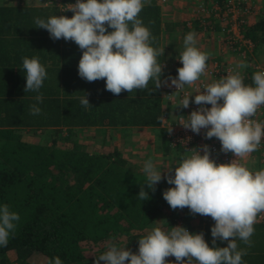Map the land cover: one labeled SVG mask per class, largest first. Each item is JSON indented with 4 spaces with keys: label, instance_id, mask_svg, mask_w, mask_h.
I'll return each mask as SVG.
<instances>
[{
    "label": "trees",
    "instance_id": "1",
    "mask_svg": "<svg viewBox=\"0 0 264 264\" xmlns=\"http://www.w3.org/2000/svg\"><path fill=\"white\" fill-rule=\"evenodd\" d=\"M205 1L203 11L197 1L193 10L184 6L190 13L193 11L185 21L189 29L214 30L217 24L225 23L216 16L213 6L217 3L224 9L227 0ZM172 2L150 0L140 13L158 47L164 48V6ZM239 7L242 11L250 8L254 19L249 23L244 12L241 31L254 42L253 52H264V4L256 0L251 7L249 3ZM62 10L56 5L0 2V203L8 204L20 216L8 244L0 247V264H35L31 260L35 255H42L47 264L55 256L64 264H93L110 244L126 245L138 252L139 238L153 227L159 225L167 230L179 220L190 231L203 232L212 246L211 227L215 222L191 213L187 207L172 209L163 197V191L172 186L166 178L154 191L145 185L149 196L141 200L137 194L145 177L128 164L119 150L93 154L74 139L75 128L83 126L159 125L161 87L155 88L150 81L149 88L117 95L106 90L104 79L89 82L81 78L78 63L83 50L74 41L52 39L46 29L34 24L36 17L74 14ZM229 25L225 27L227 32ZM25 56H38L48 71L39 90L43 96L39 115L31 113L38 93L25 92ZM171 57L165 50L158 59L163 63ZM171 73L176 76L177 69ZM85 93L92 104L87 108L79 101ZM64 128L68 131L65 136ZM24 129H51L56 136L51 143H30L22 139ZM59 139L66 144H59ZM169 144V139H164V148ZM193 219L199 222L195 224ZM258 224L261 225L254 226L250 243L237 241L245 247L244 264H264V223ZM226 245L227 241L217 240V246ZM175 260L171 264H176Z\"/></svg>",
    "mask_w": 264,
    "mask_h": 264
},
{
    "label": "clouds",
    "instance_id": "2",
    "mask_svg": "<svg viewBox=\"0 0 264 264\" xmlns=\"http://www.w3.org/2000/svg\"><path fill=\"white\" fill-rule=\"evenodd\" d=\"M149 2L75 0L71 7L62 10H71L72 16L36 17L34 24L46 29L52 39L74 41L83 50L78 63L81 78L89 82L104 79L106 90L117 95L122 91L131 93L149 88L150 81L155 88H160L162 83H168L167 79L161 80L163 64L158 59L165 48L154 44L150 28L140 18ZM211 55L198 46L194 31L184 36L183 49L177 57L182 66L170 78L169 85L175 86L177 95L185 85L191 86L205 74ZM248 66L247 61H239L226 76L196 92L191 102L200 107L179 121L185 129L197 134L204 129L206 138H217L221 151L233 153L235 159L217 163L211 156L210 146L205 144L202 149L194 148L183 155L174 166V174L173 167L167 168L166 177L154 159L149 158L143 164L145 183L137 197L145 200L149 193L144 186L154 191L166 178L172 186L163 191V197L172 209L187 207L191 213L210 216L215 221L211 227L212 246L203 232L190 231L182 225H172L167 230L157 225L139 238L138 252L112 243L96 256L93 264L101 261L104 264H169L166 260L169 256L176 258V264L192 259L196 264H244L246 251L239 248L237 241L250 243L258 214L264 213V169L253 171L240 162L264 140V121L253 119L264 105V70L254 72L252 83L246 84L242 70ZM22 68L26 76L25 92L38 93L31 113L39 115L43 101L39 90L48 77L46 65L38 56H25ZM190 98L191 94L184 95L175 107L188 108ZM79 101L85 108L92 105L87 93ZM19 220L16 211L0 203V247L8 244ZM217 240L227 241V245L217 246ZM48 264L64 262L55 256Z\"/></svg>",
    "mask_w": 264,
    "mask_h": 264
},
{
    "label": "crops",
    "instance_id": "3",
    "mask_svg": "<svg viewBox=\"0 0 264 264\" xmlns=\"http://www.w3.org/2000/svg\"><path fill=\"white\" fill-rule=\"evenodd\" d=\"M60 4H64L62 0H59ZM178 2L177 9L182 10V12L173 13L170 8L168 10L163 11L162 14V22L165 27L163 31V46L167 51L169 56H173L163 62V70L164 76L162 77V81L166 78L174 77L171 73V70L178 69L177 64L181 65L179 61L178 53L183 49V39L184 36L190 32L194 31L198 37V46L204 50L211 52L209 60L207 61V65L216 61L220 63L232 62L236 64L239 61L245 60L241 55H239L238 50H234L229 47L227 42L229 41V33L227 32L226 22L223 24L221 20H215V22H221L220 24H215L217 29L208 30L206 28H199L196 30L189 29L186 26V17L191 16L192 12L186 11L183 13L185 2L187 6L192 10L195 9V2L205 4V0H176ZM183 1V2H181ZM74 2V1H73ZM181 2V3H180ZM260 2V0H259ZM264 4V0L261 1ZM71 3V2H68ZM66 3V4H68ZM174 2H172L173 4ZM35 5V4H34ZM65 5V4H64ZM171 5V4H170ZM36 6H41V4H36ZM61 7V6H60ZM62 8V7H61ZM201 14V13H199ZM193 16V15H192ZM202 16V15H200ZM195 17V16H194ZM189 19V17H188ZM254 19L252 16L249 17V23L253 22ZM171 25L172 28H167L168 25ZM256 52H254L255 54ZM257 53H261L258 51ZM248 67L242 70L244 76V82L247 84H251L252 76L254 71L252 70L251 65H255V61H247ZM254 68V67H253ZM203 78H209L206 73L202 76ZM250 80V82H246ZM163 83L161 84V94L160 97L162 99V115L161 121L159 125H141V126H130V125H95V126H83L75 128L74 139L78 140V142L90 153H106L112 151L114 149L119 150L122 156L127 160L128 164L136 170L139 166L143 165L145 160L152 158L157 164L161 167L163 171H165V176L168 174L167 168L178 165L180 162V158L183 155H186L184 151L173 149L172 146L164 148V139L167 138V134L165 135L166 129L163 127V121L165 115H169V117H175L176 114H179L184 108H177L175 106H171L168 108L167 102L164 101L162 97L163 94ZM188 86V85H185ZM25 130V129H24ZM41 130V129H38ZM38 130L28 129L27 134L34 136L38 132ZM44 131V130H43ZM42 132V131H41ZM68 131L64 128L63 136L67 135ZM24 140V138H22ZM168 139V138H167ZM63 140V139H60ZM25 141V140H24ZM64 141V140H63ZM30 142L31 141H26ZM167 144V143H166ZM165 164V170L162 165ZM168 164V165H167ZM137 171V170H136ZM138 172V171H137ZM167 172V173H166ZM140 173V172H139ZM144 175V174H143ZM256 225H261L256 223ZM264 225V224H262ZM245 244V243H244ZM239 248L241 245H238ZM246 246V245H245ZM245 250V249H244Z\"/></svg>",
    "mask_w": 264,
    "mask_h": 264
},
{
    "label": "built area",
    "instance_id": "4",
    "mask_svg": "<svg viewBox=\"0 0 264 264\" xmlns=\"http://www.w3.org/2000/svg\"><path fill=\"white\" fill-rule=\"evenodd\" d=\"M168 1L170 0H161L162 3H166ZM242 3H249L250 7L253 4L251 0H227L226 8L222 9V7L216 3L213 6V9L216 11V16H219L220 19L226 22V24H230L228 33L230 32L231 34L229 41L227 42L228 46L233 48L234 50H238V54L241 55L243 59L251 61L252 64V56L254 55L253 51L255 44L251 39L247 38L244 35V33L241 31L240 25L244 21L241 16L246 13L248 14L249 18L251 15V10L250 8H245V11H242V9L239 7ZM59 5L63 9H67L72 6L71 3L65 5L59 3ZM200 8V10L202 11L205 10L203 3H200ZM219 11H223L221 12L222 15H220ZM234 65L235 64H233L232 62L220 63L219 61L215 60L214 62L207 65L205 73L209 76V78L201 77L191 86H185L184 90L180 92L179 95L175 93V86H169L170 78H166L168 80V83H163L162 97L171 106H175L184 95L191 94L190 105L188 108H184V110L179 112V114H176L174 118L169 117V115H165L163 127L166 129L167 138L169 139L172 147L180 148L186 154H189L190 151L194 150V148L202 149L203 145L207 144L210 146L212 158L216 159L217 163L230 162L231 160L235 159L233 153L221 151V143L217 138H206L204 135V129H202L201 132L197 134L192 132L190 129H185L179 123L182 116L186 119L187 115L191 111L200 107V105L191 102V100H194V96L197 94L196 92H202L206 85L218 81L221 77L226 76L229 69L234 67ZM251 66L254 67H252V70L254 72L264 70V65L259 66V64H255ZM207 106L211 107L210 104ZM176 107L181 108L179 106ZM253 119L264 121V105H262L257 110ZM170 128L172 129L171 132L168 131ZM237 159L239 160L240 158ZM240 162L247 164V166L253 171L264 169V140H262L260 147L256 151L248 154ZM205 220L215 222L210 216H205ZM256 223H264V213L258 214ZM176 225H183V222L179 220ZM174 258V256H169L166 257V260L169 261V264H171Z\"/></svg>",
    "mask_w": 264,
    "mask_h": 264
},
{
    "label": "rangeland",
    "instance_id": "5",
    "mask_svg": "<svg viewBox=\"0 0 264 264\" xmlns=\"http://www.w3.org/2000/svg\"><path fill=\"white\" fill-rule=\"evenodd\" d=\"M3 0H0V2H2ZM8 2H10V4H28V5H32V4H41V6H49V5H56V6H59V3L60 1L59 0H6ZM256 0H251V2H255ZM263 0H260V3L262 4ZM173 4L171 5H165L164 6V9L165 10H168V8H170V10L173 12V13H178V12H182V10L180 9H177L178 7L175 5H178V2L176 0H173ZM183 2V1H181ZM180 2V3H181ZM187 5V3L185 2V4H183V6ZM164 10V11H165ZM186 10L185 11L183 10V13L185 12L186 14ZM190 11V10H189ZM188 11V12H189ZM252 60L255 61L256 64H259V66H263L264 65V52H261V53H255L253 56H252ZM28 129H25L23 131H21L22 133V138H24L25 141H31L32 143H43V144H46V143H51L52 140L55 138V134H54V131L51 129H41V130H38V132L36 134H34V136H31L29 134H27V131ZM44 130V131H43ZM42 131V132H41ZM58 143L59 144H66V141H63V140H58ZM168 165V164H167ZM162 167H164V170H165V167L166 165L163 164ZM136 170L138 172H140L141 174H144L143 173V165L139 166L138 168H136ZM164 174H165V171H163ZM167 173V172H166ZM164 179H162L160 182H162ZM193 222L195 224H197L199 222L198 219H193ZM92 252V250H91ZM35 264H47L45 258L42 256V255H35L32 259H31Z\"/></svg>",
    "mask_w": 264,
    "mask_h": 264
}]
</instances>
